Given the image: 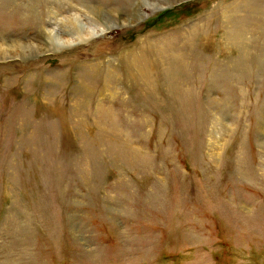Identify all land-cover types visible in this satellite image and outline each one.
Instances as JSON below:
<instances>
[{"label": "rangeland", "instance_id": "obj_1", "mask_svg": "<svg viewBox=\"0 0 264 264\" xmlns=\"http://www.w3.org/2000/svg\"><path fill=\"white\" fill-rule=\"evenodd\" d=\"M0 264H264V0H0Z\"/></svg>", "mask_w": 264, "mask_h": 264}]
</instances>
